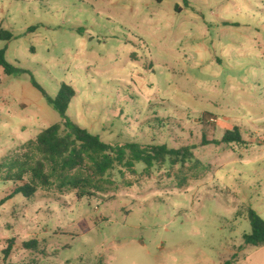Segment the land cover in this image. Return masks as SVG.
Segmentation results:
<instances>
[{
    "label": "rangeland",
    "instance_id": "obj_1",
    "mask_svg": "<svg viewBox=\"0 0 264 264\" xmlns=\"http://www.w3.org/2000/svg\"><path fill=\"white\" fill-rule=\"evenodd\" d=\"M1 28L15 35L0 40L7 61L50 97L73 86V122L192 155L147 153L13 197L0 264H220L251 231L249 211L264 220V0H0ZM60 120L29 74L0 67V163ZM235 128L243 141L222 142ZM3 170L0 201L16 185ZM238 252L235 264H264V246Z\"/></svg>",
    "mask_w": 264,
    "mask_h": 264
},
{
    "label": "trees",
    "instance_id": "obj_2",
    "mask_svg": "<svg viewBox=\"0 0 264 264\" xmlns=\"http://www.w3.org/2000/svg\"><path fill=\"white\" fill-rule=\"evenodd\" d=\"M157 1L161 2V0ZM33 29L31 27L28 30ZM13 38H15L13 32L0 29V40L7 42ZM5 53L6 47L0 49V67L5 74H29L33 87L60 114L61 120L30 139L25 144L28 151L23 153V158H13L9 164L5 163V165L0 163V167L5 168L1 172L4 174L2 181L16 184L14 189L0 201V205L17 195L31 199L36 196L40 188H50L56 180L66 179L67 175L72 172L85 171L102 177L116 166L133 168L136 162L144 160L147 153L160 154L163 157L170 155L173 158V164L177 163V156L182 152H184L183 158L191 157L190 147L175 150L168 149L165 145L152 147L150 145L140 146L134 142H104L98 135L92 134L67 116L69 105L76 94L72 85L62 83L57 95L52 98L31 72L19 69L7 61ZM221 140L226 143L242 142L243 138L240 131L235 128L225 131ZM205 143L206 139H203L202 144ZM81 181L88 183L89 179L73 178L70 183L76 188ZM85 194L93 195L90 191L79 188L78 197L81 198ZM249 221L251 231L244 235L243 243L238 247V251L264 246V220L257 212L250 210ZM36 244L35 240L24 243L27 248L35 247ZM238 251L231 252L227 257L222 258L220 264H235L240 257ZM3 253L7 259L11 253V245L3 250Z\"/></svg>",
    "mask_w": 264,
    "mask_h": 264
},
{
    "label": "crops",
    "instance_id": "obj_3",
    "mask_svg": "<svg viewBox=\"0 0 264 264\" xmlns=\"http://www.w3.org/2000/svg\"><path fill=\"white\" fill-rule=\"evenodd\" d=\"M157 1V0H156ZM162 1V0H161Z\"/></svg>",
    "mask_w": 264,
    "mask_h": 264
}]
</instances>
